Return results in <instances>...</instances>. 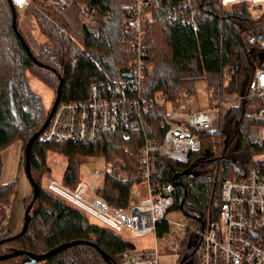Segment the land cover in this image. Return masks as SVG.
Returning a JSON list of instances; mask_svg holds the SVG:
<instances>
[{"label":"trees","instance_id":"trees-1","mask_svg":"<svg viewBox=\"0 0 264 264\" xmlns=\"http://www.w3.org/2000/svg\"><path fill=\"white\" fill-rule=\"evenodd\" d=\"M82 1L94 11L95 25L80 18L75 3L62 10L44 9L37 3L26 9L49 40L34 47L19 25L15 8L17 30L30 53L13 26L10 0H0V149L15 141H22L25 147L51 111L31 87L29 74L45 82L56 94L62 80L59 101H63L85 97L94 81L121 79L122 71L131 66L133 48L125 30L131 0ZM198 4L200 23L195 29L173 23L164 10L156 11L147 27L154 67L144 79L143 97L148 100L166 93L169 104L154 103L144 110L143 116L152 126L150 135L157 133L160 140L167 129L161 121L169 112L168 105L186 109L181 100L196 93L197 82L208 81L209 102L211 108H216L225 93L239 99L247 92L255 71L264 68V51L248 41L249 35L263 31L264 14L254 16L246 3L226 7L218 0H198ZM255 112L249 99L225 107L210 129L197 132L201 147L191 151L186 160L173 159L157 150L152 153L153 178L178 186L173 210L187 216L192 227L202 228L217 219L215 202L224 179L244 177L251 168L260 166L262 149L251 140L250 129L264 124V119ZM144 140L138 129H132L128 136L117 130L101 131L90 143L47 141L38 136L30 159L39 192L34 199L32 187L23 198L25 209L34 199L28 229L16 236L2 237L8 240L0 244V255L17 249L41 254L63 243L81 241L38 264H118L117 255L134 245L91 222L66 200L43 189L40 181L50 171L49 151L66 156L63 179L68 185L78 182L79 165L86 157L119 159L123 168L138 171V154ZM130 183L108 176L98 194L113 206H124ZM16 185V181L0 183V230L8 217L7 208ZM167 230V223L160 224L158 237ZM193 237L190 230L187 242ZM102 252L110 256L111 262L104 259ZM28 261L27 255H18L0 260V264Z\"/></svg>","mask_w":264,"mask_h":264},{"label":"built area","instance_id":"built-area-1","mask_svg":"<svg viewBox=\"0 0 264 264\" xmlns=\"http://www.w3.org/2000/svg\"><path fill=\"white\" fill-rule=\"evenodd\" d=\"M223 6L246 3L264 14V0H218ZM17 9H28L36 3L44 9L62 10L75 3L79 16L85 23L95 25L94 11L82 0H10ZM131 15L125 20V30L130 34L133 60L128 70L131 78L94 81L85 97L59 101L40 138L47 141L90 143L105 130H117L128 136L132 129L140 130L144 144L138 154V171L122 167L121 160L108 161L93 172V181L80 184L74 191L56 181L48 183V191L74 203L85 215L103 221V227L113 231L129 227L137 234L153 232L155 246L151 249L131 247L117 255L118 264H162V256L169 264H264V124L251 131L252 141L262 149L260 166L251 168L244 177L224 179L216 200L218 217L202 228L192 227L188 220L167 218L176 203L178 186L171 181L153 178L152 153L160 151L176 160H186L191 151L200 149L197 132L210 129L224 111L223 102L216 108L190 111L170 107L161 121L166 127L162 139L157 133L150 135L152 126L143 116L144 110L154 103L169 104L168 95L160 93L148 100L143 97V82L154 67L149 50L148 24L155 12H168L175 24L197 28L200 23L198 0H131ZM106 19V18H105ZM264 51V29L248 37ZM123 70V71H124ZM122 71V72H123ZM249 99L256 108L255 115L264 119V68H258L249 82L247 92L239 100ZM145 100V101H144ZM128 181L129 198L124 206H113L98 194L106 177ZM147 195L143 197L142 188ZM138 199V201H137ZM167 223L163 234L168 253L162 255L157 241L160 224ZM193 239L188 241L189 231ZM193 243L188 257L189 244ZM163 245V244H162Z\"/></svg>","mask_w":264,"mask_h":264},{"label":"rangeland","instance_id":"rangeland-1","mask_svg":"<svg viewBox=\"0 0 264 264\" xmlns=\"http://www.w3.org/2000/svg\"><path fill=\"white\" fill-rule=\"evenodd\" d=\"M248 6L254 16H257V17L261 16L259 9H255L254 6L250 4H248ZM17 12H18L19 25L21 29L23 30L24 34L27 37H29V40L31 41V44L33 45V47L35 46L36 43L39 44V43L49 42L47 36L43 34V32L40 30L35 17L31 15V12L24 10V9H17ZM29 83L31 87L33 88V90L42 97L46 109L50 110L55 101L56 92H54V90L49 85H47L45 82H43L38 77L32 74H29ZM205 83H201L202 85H201L200 90L198 88V85L197 87L194 86L197 94L194 93L191 95V96H194L196 94L201 106H205L207 102V95L204 93L205 92L204 89L207 88L205 87V85L208 86V81L206 79H205ZM238 101L239 99L233 96L231 93H225L223 97L221 98L220 102H223L222 108L225 109V107H228L229 105H234L235 102L238 103ZM209 107H211L210 103H209ZM258 126L259 125L252 126L250 129V132L253 130L255 131L256 127ZM250 136L252 140L253 135L250 134ZM103 161H104L103 158H97V157L96 158L94 157L83 158L79 165V169H78V173H79L78 182H76L74 185H68L64 182V179H63V174H64L66 164H67L66 156L61 153L49 151L47 154V164L50 167V171L45 172V175L42 177L40 181L41 187L47 190L48 183L50 181H56L68 187L69 190L74 191L80 184L86 181L94 180L93 172L96 168H100L103 166ZM14 194L12 195V201H14L13 200ZM142 194H143V197L147 195L146 189L144 187L142 188ZM30 199L31 198H29V200ZM64 200L70 203L77 210L83 212L81 208L75 205L74 203L68 201L67 199H64ZM7 212H8V217L6 218L4 222V227L2 228V230H0V239H2V237H5L7 235H15L19 233L24 224V213H25L24 203H23L22 211L20 213L16 212V209L13 208V204H11L7 208ZM87 216L91 222L97 223L100 226L105 225V223L99 220L98 218L92 215H87ZM167 218L172 219L174 221H181V220L189 221L188 217L179 211H171L168 214ZM108 229L111 230L110 228ZM113 232H115L118 236H120L124 240L132 243L134 247L138 249H151V248H154L155 246V234L153 232L137 234L134 230H132L129 227H124L121 230H117ZM157 241L159 244L160 253L162 255H165L166 253H168V246L165 247L167 240L164 239L163 237H157ZM162 264H169V258L166 255L162 256Z\"/></svg>","mask_w":264,"mask_h":264},{"label":"crops","instance_id":"crops-1","mask_svg":"<svg viewBox=\"0 0 264 264\" xmlns=\"http://www.w3.org/2000/svg\"><path fill=\"white\" fill-rule=\"evenodd\" d=\"M201 83H205V81H199L195 86L197 87L198 85L199 90L202 85ZM205 87L207 86L205 85ZM204 91L207 95L205 106H201L198 97L196 96L197 92L194 96L183 97L181 100L182 106L190 111L210 108L207 88H205ZM24 152L25 147L22 141H15L6 148L0 149V183L5 184L11 181H16L17 185L13 199L14 201H12L11 204H13V208L16 209L17 213L22 211V199L32 190L30 180L24 167Z\"/></svg>","mask_w":264,"mask_h":264},{"label":"water","instance_id":"water-1","mask_svg":"<svg viewBox=\"0 0 264 264\" xmlns=\"http://www.w3.org/2000/svg\"><path fill=\"white\" fill-rule=\"evenodd\" d=\"M12 5V11H13V26L15 28V30L17 31L23 45L26 47V49L28 51H30V48H29V45L27 44L26 40L24 39L23 35L17 30V15H16V11H15V7L14 5L11 3ZM31 53V51H30ZM35 59V58H34ZM122 75L123 77H126V78H131V73L128 71V70H124L122 72ZM61 83H62V80H61ZM61 83L58 87V91H57V94H56V98H55V101H54V104L51 108V111L49 112L48 116H47V119L45 121V123L43 124V126L40 128L39 131H37L27 142L26 146H25V160H24V167H25V171H26V174L31 182V185L33 187V191H34V199L37 197L38 195V192H39V185L38 183L35 181L33 175H32V172H31V159H30V154H31V148L33 146V143L34 141L36 140V138L38 136L41 135V133L46 129L48 123H49V120L51 118V115H52V111L54 110L55 106L57 105V103L59 102L60 100V95H61ZM34 199L28 204V206L26 207L25 209V213H24V224H23V227L20 231V234L21 233H24L26 232V230L28 229V225H29V220H30V211L32 209V206H33V203H34ZM16 236V235H14ZM6 240H8V238H2L0 239V244H2L3 242H5ZM79 242L81 241H72V242H67V243H63L45 253H41V254H36L34 252H29V251H25V250H20V249H17V250H14L10 253H5L3 255H0V260H5V259H8V258H11V257H15V256H18V255H27L28 258H29V261L27 262V264H38L40 261L46 259L47 257L57 253V252H60L61 250L67 248L68 246H71V245H75V244H78ZM192 247H193V243L191 245H189V247L187 248V251H186V255L183 257L182 259V262H184V260L187 259L188 257V254L190 253V251L192 250ZM102 256L104 257V259L108 262H111V258L110 256L105 253V252H102ZM113 264V263H112ZM184 264H193V263H189V262H186Z\"/></svg>","mask_w":264,"mask_h":264},{"label":"bare ground","instance_id":"bare-ground-1","mask_svg":"<svg viewBox=\"0 0 264 264\" xmlns=\"http://www.w3.org/2000/svg\"><path fill=\"white\" fill-rule=\"evenodd\" d=\"M221 99V98H220ZM225 101V100H224ZM218 102V101H217Z\"/></svg>","mask_w":264,"mask_h":264}]
</instances>
